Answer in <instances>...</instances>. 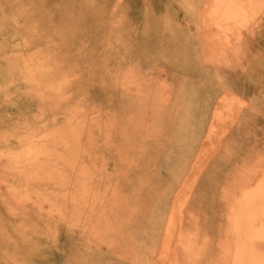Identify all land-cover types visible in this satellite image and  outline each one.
I'll list each match as a JSON object with an SVG mask.
<instances>
[{"label":"rangeland","instance_id":"1","mask_svg":"<svg viewBox=\"0 0 264 264\" xmlns=\"http://www.w3.org/2000/svg\"><path fill=\"white\" fill-rule=\"evenodd\" d=\"M199 1L0 0V264H234L264 85L246 99L201 48L243 73L264 55L228 57L208 21L178 36Z\"/></svg>","mask_w":264,"mask_h":264},{"label":"bare ground","instance_id":"2","mask_svg":"<svg viewBox=\"0 0 264 264\" xmlns=\"http://www.w3.org/2000/svg\"><path fill=\"white\" fill-rule=\"evenodd\" d=\"M262 9V0H208L205 4L204 11L202 12L200 9L195 16L201 23V30L203 28L206 29V24H203L201 21L202 16L205 18V21L212 22L218 27L221 33L217 35L218 37L215 40H223L222 43H224L228 41L226 39H228L231 33L232 36H237L238 32L244 30L249 22L255 20ZM237 39H239V37H236V40ZM221 47L224 48L225 43L222 44ZM206 53L209 56L213 51H207ZM218 110H220V107H217V111ZM219 113L220 111L216 113L215 120H219ZM219 136L220 131L217 130L216 125H212L204 141L201 143L200 151L196 159L203 156L205 148L207 144H209V140L212 137L218 138ZM201 172L202 169L198 172V176ZM77 199L78 201L80 200L79 195H77ZM185 204L186 203L181 204V207L176 210H178V212L181 211L182 206ZM79 205L81 206V202H79ZM174 218L173 216L169 220V228L167 226L168 232L176 227H173L174 221H176ZM231 220L233 222V236L236 239V249L233 253L234 264H264V253L259 250L260 245L264 246V175L259 179L256 185L251 187V189H245L243 191V197L240 201L239 208L236 210ZM183 237L182 233L179 244L183 243ZM168 238L170 239L171 237ZM168 241L167 243L165 242L167 247H169ZM167 249L168 248H166V250ZM167 251L169 252V249ZM162 256L161 258L164 259L165 255Z\"/></svg>","mask_w":264,"mask_h":264},{"label":"crops","instance_id":"3","mask_svg":"<svg viewBox=\"0 0 264 264\" xmlns=\"http://www.w3.org/2000/svg\"><path fill=\"white\" fill-rule=\"evenodd\" d=\"M207 1L208 0L199 1L200 2L199 6L201 7L202 12L204 11V7ZM179 11L183 12L180 8H179ZM261 13L257 16V18L255 19V22L251 25L249 29L241 30L240 32H238L237 36L229 35V37L232 36V40H230L229 49L225 50V52H227L228 57H230L231 54H234L236 52V49H239V56L241 57L247 54L256 55V56L264 55V16L262 17ZM183 14L186 16L188 23L189 22L192 23V19L190 18V16L186 15L184 12ZM201 21L203 24L205 23V18L203 16L201 18ZM175 32L178 36L180 37L186 36L189 39L190 38L203 39L204 37H206L205 35L206 31L204 28L200 31L201 35L199 31H197L196 28L195 30L194 29L192 30L191 36L190 34L185 33V32H191V31L180 32L177 30ZM236 37H239L241 39L239 41H236ZM181 48L184 52V49L186 50V48L188 47L187 45H184V46H181ZM206 52L207 51H205V49L201 48V53H202L201 69L204 70V74H207L211 70H213L216 74V70H218V74L223 77L225 85L232 87L234 91L235 90L239 91L238 93H241V94L244 93L243 96L246 99L248 97H251V98H254L256 102L258 101L257 93L256 94L252 93V90H253L252 88L255 87V89L258 90L259 85H264V82H262V80H264V65L262 63H254L253 66L249 67V70L251 71H248L246 69L248 73H243L242 71H240V69L242 68L237 67V66H232V67L226 66L224 68L216 69L214 67H210V65L205 64V61L203 59V54ZM235 64H236V61H235ZM215 74L211 77V79H209V81L210 80L214 81ZM245 92L247 95L245 94ZM257 105L258 103L256 104V111H254L255 113L253 114L252 118H254L257 115L258 116L260 115L261 117L262 112L257 110Z\"/></svg>","mask_w":264,"mask_h":264}]
</instances>
